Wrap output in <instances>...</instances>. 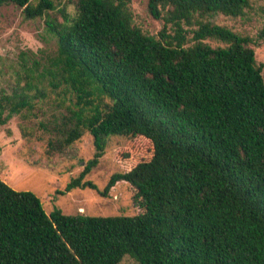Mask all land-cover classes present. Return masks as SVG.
Segmentation results:
<instances>
[{"label": "trees", "instance_id": "trees-1", "mask_svg": "<svg viewBox=\"0 0 264 264\" xmlns=\"http://www.w3.org/2000/svg\"><path fill=\"white\" fill-rule=\"evenodd\" d=\"M61 1L0 0L47 17L58 39L51 75L73 95L72 110L64 129L50 127L64 139L49 149L63 151L84 130L93 136L95 156L69 191L95 188L85 177L109 136L140 139L139 160L102 194L129 183L141 212L48 214L33 192L0 177V264H119L126 255L138 264H264V64L252 38L210 20L245 16L252 0H148L164 20L160 38L135 22L132 0H73V11ZM28 99L0 94V118Z\"/></svg>", "mask_w": 264, "mask_h": 264}, {"label": "rangeland", "instance_id": "rangeland-1", "mask_svg": "<svg viewBox=\"0 0 264 264\" xmlns=\"http://www.w3.org/2000/svg\"><path fill=\"white\" fill-rule=\"evenodd\" d=\"M72 1L62 0L58 7L67 5L68 10L73 11ZM262 4V0H252L251 7L242 17L222 14L210 17L213 22L252 38L258 64H264V43L259 39V32L264 27ZM132 9L135 22L145 32L160 38L164 20L153 16L148 0H132ZM46 18H26L23 8L14 4L0 6V94L11 95L17 91L27 94L30 103L20 112L12 113L7 108L1 115L0 177L18 191L33 192L48 214L60 210L65 215L134 216L141 209L136 191L129 183L117 184L107 196L102 192L114 173L122 172L139 160L140 139L109 136L99 164L85 177L95 188L67 190L68 184L79 177L94 158L95 147L93 136L84 130L81 138L63 151L53 153L49 149L51 139L56 142L64 139L61 135L56 136L58 131L50 132V127L59 123L65 128V121L71 115L73 95L65 85L56 88L53 84L51 62L57 55L58 39L49 29ZM171 26H168L169 33H173ZM206 42L213 47L226 46L223 41L212 38ZM119 264L138 263L126 255Z\"/></svg>", "mask_w": 264, "mask_h": 264}]
</instances>
